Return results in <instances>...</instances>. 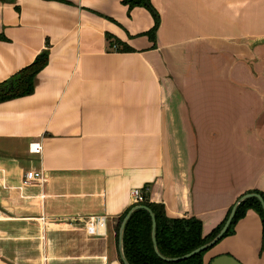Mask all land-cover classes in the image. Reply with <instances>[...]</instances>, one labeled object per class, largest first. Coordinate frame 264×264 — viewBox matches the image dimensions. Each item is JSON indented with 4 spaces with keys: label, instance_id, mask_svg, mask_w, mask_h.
I'll return each instance as SVG.
<instances>
[{
    "label": "crops",
    "instance_id": "1",
    "mask_svg": "<svg viewBox=\"0 0 264 264\" xmlns=\"http://www.w3.org/2000/svg\"><path fill=\"white\" fill-rule=\"evenodd\" d=\"M147 3L153 39L145 4L0 0V81L48 50L32 91L0 100V264H122L133 187L202 234L264 194V0ZM263 241L250 208L202 264H264Z\"/></svg>",
    "mask_w": 264,
    "mask_h": 264
},
{
    "label": "trees",
    "instance_id": "2",
    "mask_svg": "<svg viewBox=\"0 0 264 264\" xmlns=\"http://www.w3.org/2000/svg\"><path fill=\"white\" fill-rule=\"evenodd\" d=\"M123 1L127 2L129 5L136 3L145 4L144 0ZM145 5L151 10L153 15V24L146 31V34L153 39L158 18L156 12L149 6V4L147 3ZM105 38L108 45L112 46L116 51L132 50L131 47L108 33L105 34ZM47 51L46 48L41 49L29 63L16 70L8 78L0 81V100L24 95L32 91L35 76L47 61ZM9 81L10 87H8ZM247 192L259 193L264 200V194L260 190L255 189ZM134 204L146 205L153 212L155 247L158 253L165 257L179 256L210 240L221 227L224 220H226L232 207H230L226 216H224L218 224L213 226L205 234H202L201 221L199 218L195 216L167 215L164 211L163 204L161 202L150 201L146 189L144 188L142 191V199L127 206L125 210L117 216L114 224L116 237L118 225L122 216L129 207ZM250 208L256 211L260 216L264 236L263 207L259 198L255 195H251L239 202L226 231L223 232L221 237L232 233L234 225L238 219L244 216L246 211ZM121 243L123 255L129 264H202V254L208 248L205 247L192 255L177 260H166L161 258L155 253L152 245L150 216L147 210L142 207H137L131 210L123 226ZM261 252L264 253L263 246L261 247Z\"/></svg>",
    "mask_w": 264,
    "mask_h": 264
},
{
    "label": "water",
    "instance_id": "3",
    "mask_svg": "<svg viewBox=\"0 0 264 264\" xmlns=\"http://www.w3.org/2000/svg\"><path fill=\"white\" fill-rule=\"evenodd\" d=\"M144 3L147 4V0H144ZM10 87V81H9V86ZM251 195H255L259 198V200L261 201V204H262V207H263V211H264V200L262 198V196L259 194V193H256V192H247V193H244L242 195H240L236 201L233 203L232 207H231V210L226 218V220H224L223 224L221 225V227L218 229V231L214 234V236L208 240L207 242H204L198 246H196L195 248L179 255V256H173V257H165V256H161L156 247H155V240H154V230H153V227H154V215H153V212L149 209V207H147L146 205H143V204H134L132 205L131 207H129V209L125 212V214L122 216L121 220H120V223L118 225V229H117V250H118V255H119V259L120 261L122 262V264H129L127 262V260L125 259L124 255H123V252H122V243H121V237H122V230H123V226H124V223L127 219V217L129 216L130 212L132 209L134 208H137V207H142L144 208L145 210H147L149 216H150V220H151V240H152V245H153V248H154V251L155 253L160 256L161 258L163 259H166V260H177V259H181V258H184V257H187L189 255H192L193 253L205 248V247H209L211 246L213 243H215L220 237L221 235L223 234L224 231H226L230 221H231V218L234 214V211H235V208L237 207V205L239 204V202L243 199H245L246 197L248 196H251ZM263 247H264V241H263ZM211 264H243L241 263L240 261H238L235 257L229 255V254H219L217 256H214L213 259L211 260Z\"/></svg>",
    "mask_w": 264,
    "mask_h": 264
},
{
    "label": "built area",
    "instance_id": "4",
    "mask_svg": "<svg viewBox=\"0 0 264 264\" xmlns=\"http://www.w3.org/2000/svg\"><path fill=\"white\" fill-rule=\"evenodd\" d=\"M40 149H41V145L38 141L29 143L28 146L29 151L39 153ZM32 180L40 182L43 180V176L40 174L37 175L33 169L26 170L23 174L22 182L29 183ZM129 194L133 203L138 202L142 199V190L140 188L137 187L131 188Z\"/></svg>",
    "mask_w": 264,
    "mask_h": 264
},
{
    "label": "rangeland",
    "instance_id": "5",
    "mask_svg": "<svg viewBox=\"0 0 264 264\" xmlns=\"http://www.w3.org/2000/svg\"><path fill=\"white\" fill-rule=\"evenodd\" d=\"M134 203H136V202H134Z\"/></svg>",
    "mask_w": 264,
    "mask_h": 264
}]
</instances>
